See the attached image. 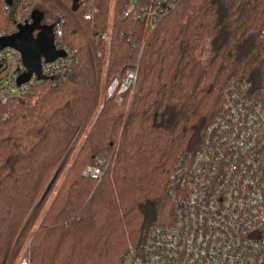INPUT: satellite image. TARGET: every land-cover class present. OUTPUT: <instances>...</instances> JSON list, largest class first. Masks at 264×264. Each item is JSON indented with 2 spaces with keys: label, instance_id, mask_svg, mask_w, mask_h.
Listing matches in <instances>:
<instances>
[{
  "label": "trees",
  "instance_id": "16d2710c",
  "mask_svg": "<svg viewBox=\"0 0 264 264\" xmlns=\"http://www.w3.org/2000/svg\"><path fill=\"white\" fill-rule=\"evenodd\" d=\"M34 14L63 20L76 62L0 100V264L135 259L174 222L171 174L230 84L264 90V0H0V31ZM128 70L134 87L107 99ZM99 161L103 176L84 177Z\"/></svg>",
  "mask_w": 264,
  "mask_h": 264
},
{
  "label": "built area",
  "instance_id": "2783aa9c",
  "mask_svg": "<svg viewBox=\"0 0 264 264\" xmlns=\"http://www.w3.org/2000/svg\"><path fill=\"white\" fill-rule=\"evenodd\" d=\"M170 2L176 0H169ZM163 12V10H161ZM63 20L53 24L57 50L65 57L42 59V77H63L76 62L75 52L61 49ZM6 36L0 32V38ZM12 55L17 69L10 91L0 93L5 104L36 83L34 74L22 86L18 79L27 70L13 49L0 52V78ZM137 72L115 77L106 90L107 99L130 91ZM89 166L84 177L99 180L103 161ZM174 222L152 226L133 264H264V90L233 81L224 95L221 112L207 130L199 151L184 154L175 166L168 186ZM21 264H30L22 260Z\"/></svg>",
  "mask_w": 264,
  "mask_h": 264
},
{
  "label": "water",
  "instance_id": "95a60500",
  "mask_svg": "<svg viewBox=\"0 0 264 264\" xmlns=\"http://www.w3.org/2000/svg\"><path fill=\"white\" fill-rule=\"evenodd\" d=\"M53 28V25H41L39 17L34 14L31 22L18 25L15 34L0 38V52L13 49L22 56L27 72L18 79L19 86L29 82L34 74L44 79L41 73L42 59L52 62L65 57V53L56 48Z\"/></svg>",
  "mask_w": 264,
  "mask_h": 264
},
{
  "label": "rangeland",
  "instance_id": "374dc122",
  "mask_svg": "<svg viewBox=\"0 0 264 264\" xmlns=\"http://www.w3.org/2000/svg\"><path fill=\"white\" fill-rule=\"evenodd\" d=\"M59 17L61 18V17H63V15L62 14L59 15ZM25 20L26 19H23V21H21L20 24H24ZM47 25H53V23L48 21ZM16 69H17V62H16L15 58L12 55H8V57H7V70L3 73V75L0 78V93L1 94L10 91L11 88H10L9 82H10L12 75L16 71ZM70 163H69V165H70ZM53 194H54V192H53ZM53 194L50 196V198L48 200V204H49V201L52 199ZM131 253L129 255H127L125 257V259L123 260V262L120 264H133L132 261L134 260V257H133L134 252L132 254ZM22 258L23 257L21 256V259Z\"/></svg>",
  "mask_w": 264,
  "mask_h": 264
},
{
  "label": "flooded vegetation",
  "instance_id": "af4514ba",
  "mask_svg": "<svg viewBox=\"0 0 264 264\" xmlns=\"http://www.w3.org/2000/svg\"><path fill=\"white\" fill-rule=\"evenodd\" d=\"M38 32H36V34H37Z\"/></svg>",
  "mask_w": 264,
  "mask_h": 264
}]
</instances>
